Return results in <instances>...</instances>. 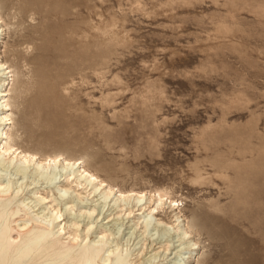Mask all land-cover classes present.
Wrapping results in <instances>:
<instances>
[{
  "label": "rangeland",
  "instance_id": "rangeland-1",
  "mask_svg": "<svg viewBox=\"0 0 264 264\" xmlns=\"http://www.w3.org/2000/svg\"><path fill=\"white\" fill-rule=\"evenodd\" d=\"M0 15L18 145L177 199L201 227L184 264H264V0H0ZM81 204L93 203L75 199L81 227L113 224L116 241L131 238L116 264H131L142 240L135 264L151 240L170 244L155 264L173 262L178 242L155 233L154 217L138 242L128 219L82 220ZM45 253L31 248L22 264H46Z\"/></svg>",
  "mask_w": 264,
  "mask_h": 264
},
{
  "label": "bare ground",
  "instance_id": "bare-ground-1",
  "mask_svg": "<svg viewBox=\"0 0 264 264\" xmlns=\"http://www.w3.org/2000/svg\"><path fill=\"white\" fill-rule=\"evenodd\" d=\"M5 25L0 15V39ZM9 68L0 55V264H22L31 248L46 252L50 258L46 264H116L118 256L127 251L131 238L127 235L123 243L116 241L112 236L119 229H113V224L95 230L91 221L81 227V222L72 216L74 202L88 198L93 204H81L77 209L82 220L94 212H97L94 219L106 220L103 223L128 219L129 228L133 229L130 236L137 231L138 242L145 233L147 216L154 217L155 233L178 242L171 264H184V253L200 246L193 236L201 234V227L194 224L195 216L184 217L177 199L159 191L121 189L101 178L81 158L62 153L42 156L15 142L8 98L14 78ZM43 187L48 188V194L38 192ZM51 187L58 193L57 198L50 193ZM24 190L33 198L21 197ZM66 192H70L69 198H63ZM33 203L42 204L41 211H47V215L32 214ZM165 207L173 213L169 222L155 217ZM16 212L19 215L13 217ZM153 243L152 240L149 243L150 254L143 264H155L160 257L166 259L170 244L159 241L161 244L156 247ZM146 248L142 240L134 250L131 264L140 260Z\"/></svg>",
  "mask_w": 264,
  "mask_h": 264
}]
</instances>
